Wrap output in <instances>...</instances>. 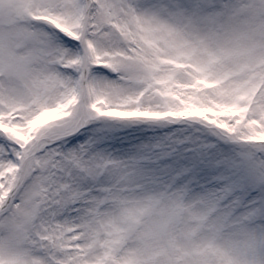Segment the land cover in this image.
I'll return each instance as SVG.
<instances>
[{
    "label": "snow or ice",
    "instance_id": "1",
    "mask_svg": "<svg viewBox=\"0 0 264 264\" xmlns=\"http://www.w3.org/2000/svg\"><path fill=\"white\" fill-rule=\"evenodd\" d=\"M0 264H264V0H0Z\"/></svg>",
    "mask_w": 264,
    "mask_h": 264
}]
</instances>
